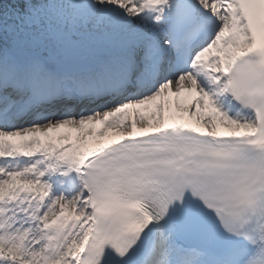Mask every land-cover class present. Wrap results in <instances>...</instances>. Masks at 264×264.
Listing matches in <instances>:
<instances>
[{
	"label": "bare ground",
	"instance_id": "obj_1",
	"mask_svg": "<svg viewBox=\"0 0 264 264\" xmlns=\"http://www.w3.org/2000/svg\"><path fill=\"white\" fill-rule=\"evenodd\" d=\"M38 48V47H37ZM174 88V85L168 87V89ZM193 95H199L197 91H192L187 94L185 92L176 95L175 102L177 106L182 107L185 104L184 100H190ZM100 117L108 118L109 112L102 111L100 113H94L88 118L79 117L72 120H67L65 122H47L39 124L38 126H33L31 128H22L21 130L13 131L9 133V138H15L14 142L16 144H21L23 141H33L37 145H42V153H48L50 151L57 152L58 157H66L70 152L74 155L76 154L78 162L75 163V166H71L65 169L66 171L70 170L71 175L64 177L65 182L67 183L66 189L69 192L74 191L77 193V198L65 196L61 198L62 204L73 203L74 205L70 206L67 211L63 212L57 218L55 217L50 222H48V227H53L58 225L60 221L66 225V228L61 238V243L55 248L52 246L51 242H46L41 245L38 249V260L37 264H80V253L85 250V245L87 244L92 227V218L91 212L88 208V200L90 192L85 186V190L78 189L81 182L78 179V175L83 171L87 172L85 165L83 164L86 161V164H92L93 168L96 167L100 160L102 152L107 151L109 148L114 147L116 144L134 138H141L150 135H158L159 131L162 129H168L172 124H178L186 128V131L193 130L196 133H203L204 135H213L214 137L222 136L228 137L232 135H240L243 130H249L247 123H240L234 128H228L226 126H220V128L210 129L201 122H198L192 117L185 115L180 118L170 119V120H160L157 123H140L132 124L128 126L127 130H118V131H109L103 132L97 136L87 138L84 143H80L78 146L71 145L67 148L62 147V143H68L69 140L66 137H61L59 134H55L54 131L66 132L68 129L78 130L83 127L87 128L95 123H98ZM150 118L149 120H151ZM57 121V120H55ZM167 121V122H165ZM185 123V124H184ZM131 124V123H130ZM249 124V123H248ZM110 125V124H109ZM237 128V129H236ZM212 132V134L208 132ZM85 132L84 129L81 131ZM1 134V139H5ZM52 158L51 160H53ZM75 173V175H74ZM62 177H58L61 179ZM53 180V179H52ZM88 182V180H87ZM58 205V204H57ZM61 208L58 205L56 211H60ZM164 238V233L162 231L155 232L152 237V249L147 251L144 258L141 260L140 264H149L150 259L153 256V248L155 244ZM169 244H174V241L167 240ZM77 246V249H76Z\"/></svg>",
	"mask_w": 264,
	"mask_h": 264
},
{
	"label": "rangeland",
	"instance_id": "obj_2",
	"mask_svg": "<svg viewBox=\"0 0 264 264\" xmlns=\"http://www.w3.org/2000/svg\"><path fill=\"white\" fill-rule=\"evenodd\" d=\"M68 13V12H67ZM88 41H83V40H76V42H72L71 45V50L70 51H76L77 48L83 46L86 44ZM53 46V45H50ZM69 52H66L68 55L70 54ZM50 53V52H49ZM50 59L52 60H59L62 56L60 53L58 55L50 54ZM13 179V178H12ZM10 179V180H12ZM24 183L25 185H29L30 183L34 185L36 184L35 187H27V189H23L20 185L16 183ZM5 183V182H4ZM4 183H0V185H3ZM39 189L40 197L44 200L47 195L50 194L48 190L46 189V186L42 185L41 183H36L35 181H24V179L20 178L19 180H16L14 183H6V185L0 186V190L5 197V201L3 203L4 206H9L10 208L9 211L13 212L14 214L21 215L22 213H25L26 216H37L40 211H43V213H50L48 216L51 218H54L56 216V210H50L48 208H45L43 201L42 202H36V197L34 196V189ZM24 191H27L28 194H24ZM21 199L18 200L17 199ZM62 213V212H61ZM60 214V213H59ZM7 217V214H3L0 217V221L2 223H9L10 219H5ZM44 218L38 219V216L36 217L35 222L41 223ZM62 224L63 221L61 222ZM66 228L65 226H55L53 229H51V232L49 235H53V239H55V243L57 246L61 243V238L63 237L64 230ZM34 229V228H33ZM30 231H26V236L24 239L20 240L19 236L22 235L20 232L19 234H16L14 232H5V236L0 237V264H34L38 251L31 252L29 251L28 248V237L31 234V240L34 241V244H37V240H40V233H39V228L36 230H32L30 228ZM39 244V243H38Z\"/></svg>",
	"mask_w": 264,
	"mask_h": 264
}]
</instances>
